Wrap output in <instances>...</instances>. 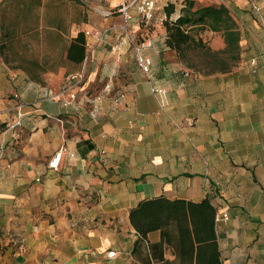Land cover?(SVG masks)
Segmentation results:
<instances>
[{"label": "crops", "instance_id": "crops-1", "mask_svg": "<svg viewBox=\"0 0 264 264\" xmlns=\"http://www.w3.org/2000/svg\"><path fill=\"white\" fill-rule=\"evenodd\" d=\"M124 1L0 0V264H139L129 210L157 196L209 199L228 216L215 226L223 264H264V4L192 0L224 5L240 32L236 66L204 74L166 45L159 22L185 0H153L150 23L132 7L126 30ZM79 31L81 63L67 58ZM195 37L225 46L218 32ZM144 40L149 75L133 48Z\"/></svg>", "mask_w": 264, "mask_h": 264}, {"label": "trees", "instance_id": "trees-1", "mask_svg": "<svg viewBox=\"0 0 264 264\" xmlns=\"http://www.w3.org/2000/svg\"><path fill=\"white\" fill-rule=\"evenodd\" d=\"M162 24L166 45L191 68L204 73L225 72L236 66L240 58V32L230 11L224 5L195 6L185 0L180 13L172 17L173 5L164 8ZM221 34L224 48L212 49L199 31ZM1 48V46H0ZM191 52L201 55L193 61ZM86 55L84 32L79 31L67 48V58L81 63ZM216 208L209 199L200 201L169 199L165 196L146 198L129 210V222L138 234L132 255L139 264H223L216 234ZM159 233V240L150 242L148 235ZM147 247L141 254V244ZM170 252L173 259L166 257Z\"/></svg>", "mask_w": 264, "mask_h": 264}, {"label": "built area", "instance_id": "built-area-1", "mask_svg": "<svg viewBox=\"0 0 264 264\" xmlns=\"http://www.w3.org/2000/svg\"><path fill=\"white\" fill-rule=\"evenodd\" d=\"M132 7H134L138 16L140 17V19L144 23H150L152 20L155 19L156 7H155V3L153 0L124 1L117 8V11L119 13H121V16H122V23L119 26L120 29H123V30L127 29V24L132 19V14L130 12V9ZM105 13H107V12H105ZM165 18H166V15H163V17L159 18V22L162 23L163 20H165ZM86 33L89 34L88 32H86ZM150 44H151V40H144L140 43H135L133 45L135 55H136L137 66L146 75H149V73H150L151 59L147 55L142 53V49L145 46H149ZM84 75H85L84 68L82 70L76 72V73L68 75L66 77L67 83H66L65 89L70 90V89L75 88V86H78L83 81ZM106 87L108 88L109 86H106ZM150 90L156 96L159 105L161 107H165L166 106V91H165V89L161 86H158V85H151ZM71 97L74 98L75 94L72 93ZM18 124H19V121H16L13 124V127L17 126ZM62 153H63V148H60L58 151H56L53 154V156L51 157V159L48 162V168L49 169L57 170ZM227 217H228L227 213H221L220 214L219 212H216L215 223H217L218 221H220L222 219H227ZM115 256H116L115 250H110L106 253V257L108 259H113V258H115Z\"/></svg>", "mask_w": 264, "mask_h": 264}, {"label": "rangeland", "instance_id": "rangeland-1", "mask_svg": "<svg viewBox=\"0 0 264 264\" xmlns=\"http://www.w3.org/2000/svg\"><path fill=\"white\" fill-rule=\"evenodd\" d=\"M261 2L264 4V0H261ZM34 52H38V50L35 48ZM196 53V52H195ZM194 52H191V56H192V60L193 61H197V60H201V55L200 54H195Z\"/></svg>", "mask_w": 264, "mask_h": 264}]
</instances>
